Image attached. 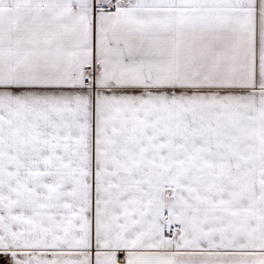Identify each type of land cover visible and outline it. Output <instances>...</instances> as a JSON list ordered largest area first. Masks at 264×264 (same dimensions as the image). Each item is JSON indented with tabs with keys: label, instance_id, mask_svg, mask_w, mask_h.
Here are the masks:
<instances>
[{
	"label": "snow or ice",
	"instance_id": "6c2138e0",
	"mask_svg": "<svg viewBox=\"0 0 264 264\" xmlns=\"http://www.w3.org/2000/svg\"><path fill=\"white\" fill-rule=\"evenodd\" d=\"M0 264H264V0H0Z\"/></svg>",
	"mask_w": 264,
	"mask_h": 264
}]
</instances>
